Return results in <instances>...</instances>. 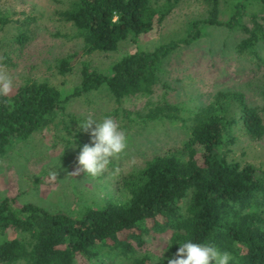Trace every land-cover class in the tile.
Returning a JSON list of instances; mask_svg holds the SVG:
<instances>
[{"label": "trees", "instance_id": "1", "mask_svg": "<svg viewBox=\"0 0 264 264\" xmlns=\"http://www.w3.org/2000/svg\"><path fill=\"white\" fill-rule=\"evenodd\" d=\"M181 1L69 0L55 15L60 23L72 26L73 38L90 56L116 52L128 40L136 43L158 28ZM196 1L207 7V18L189 22L183 38L153 52L123 56L107 74L83 63L80 83L68 94L47 82L27 79L12 97L0 96V160L13 142L50 128L69 101L103 86L116 105L106 116L113 117L121 130L169 122L188 133L181 147L154 156L140 170L120 174L116 181L120 201L107 200L70 214L1 200L0 264H74L77 256L87 264H153L137 251L146 239L165 233L170 237L160 264H167L178 244L187 240L229 251L234 257L231 264H264V168L229 157L239 137L252 142L264 137V95L262 107L249 105L241 92L219 91L198 109L165 98L147 103L141 112L122 108L128 98L150 96L163 60L198 41L207 28L242 33L238 56L264 67L260 55L264 17L254 12L257 6L264 7V0ZM251 6L256 8L249 13ZM223 13L228 15L225 20ZM12 22L0 14V31ZM21 35L14 40L23 43ZM55 62L61 76L72 73L71 58Z\"/></svg>", "mask_w": 264, "mask_h": 264}, {"label": "rangeland", "instance_id": "2", "mask_svg": "<svg viewBox=\"0 0 264 264\" xmlns=\"http://www.w3.org/2000/svg\"><path fill=\"white\" fill-rule=\"evenodd\" d=\"M68 2L0 0V14L14 21L0 31V74L10 77L13 83L8 96L15 95L27 79L47 82L68 94L80 83L83 63L91 70L107 74L123 56L138 51L153 52L161 45L183 38L189 22L207 18L204 4L182 0L158 28L141 35L136 43L128 40L116 52L86 56L81 41L73 38L72 26L60 23L55 15ZM255 8L251 6L248 12ZM254 12L264 17L261 5ZM227 18V13L221 15V19ZM244 20L247 22V18ZM20 35L25 39L23 43L14 40ZM242 38L238 31L207 28L198 41L163 60L159 82L150 96L128 98L122 108L141 112L147 103L165 98L171 104L198 109L219 91L241 92L249 105L262 107L264 67L238 56L236 45ZM260 55L264 57V43ZM65 57L71 58L73 70L61 76L55 61ZM115 108L103 86L69 101L64 114L58 115L50 128L42 129L26 141L13 142L0 160V201L9 198L19 207L33 204L51 213L70 214L85 206H102L107 200L120 201L122 194L116 186L120 174L142 169L154 156L177 149L188 139V133L181 126L169 122L122 130L128 137V146L111 160L103 174L96 177L83 172L73 174L78 168L82 146L90 143V135L80 130L78 123L89 117L102 120ZM261 116L264 124V112ZM229 157L264 168V137L257 142L239 137L236 145L230 147ZM169 237L165 233L146 239L137 255L147 254L153 264L156 257L163 260ZM74 264L87 262L77 256Z\"/></svg>", "mask_w": 264, "mask_h": 264}, {"label": "clouds", "instance_id": "3", "mask_svg": "<svg viewBox=\"0 0 264 264\" xmlns=\"http://www.w3.org/2000/svg\"><path fill=\"white\" fill-rule=\"evenodd\" d=\"M13 86L10 77L0 74V96H6ZM79 129L90 135V143L84 144L78 155V168L73 173L83 172L96 177L107 169L112 159L123 153L128 146V137L111 116L102 120L87 118L78 123ZM175 254L167 264H231L234 260L227 250H221L212 243L187 240L178 244ZM162 257H156L154 264H160Z\"/></svg>", "mask_w": 264, "mask_h": 264}]
</instances>
